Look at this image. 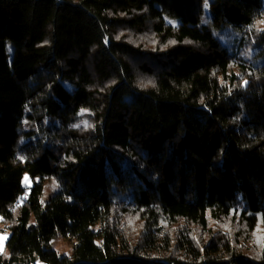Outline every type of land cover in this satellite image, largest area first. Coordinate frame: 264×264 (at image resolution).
<instances>
[{"label": "trees", "instance_id": "obj_1", "mask_svg": "<svg viewBox=\"0 0 264 264\" xmlns=\"http://www.w3.org/2000/svg\"><path fill=\"white\" fill-rule=\"evenodd\" d=\"M259 21L264 0H0V264H264Z\"/></svg>", "mask_w": 264, "mask_h": 264}, {"label": "rangeland", "instance_id": "obj_2", "mask_svg": "<svg viewBox=\"0 0 264 264\" xmlns=\"http://www.w3.org/2000/svg\"><path fill=\"white\" fill-rule=\"evenodd\" d=\"M262 21H259V27L263 28L264 26L262 24ZM133 38V40L138 43L142 44L144 47H148V49H155L156 45L154 44L155 41L150 38V34H143L139 36H133L129 35ZM10 56L13 55V51L10 50ZM148 77L144 78L145 82H149ZM40 179H33L28 174H26L23 178V187H24V193L20 199V203H23L30 195V192L32 188L35 186V184L39 183ZM59 187V181L56 178L50 177L46 178L44 181V191L42 195V203L43 206L48 209L50 205L52 204L53 197L55 194V191ZM34 223V217L31 220L32 224ZM198 235H202L203 232H199V230L196 228L195 230ZM11 235V230L6 229L4 223L2 222V216L0 215V253H4L6 251V244ZM78 242L75 238H68L64 237L60 234H58L51 242V247L58 251L60 255L62 256H71L75 247L77 246Z\"/></svg>", "mask_w": 264, "mask_h": 264}]
</instances>
